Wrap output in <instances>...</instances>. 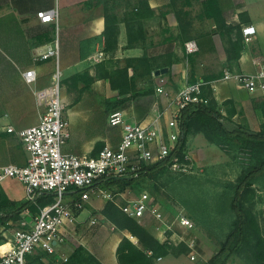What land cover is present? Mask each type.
Returning a JSON list of instances; mask_svg holds the SVG:
<instances>
[{"label":"rangeland","instance_id":"obj_1","mask_svg":"<svg viewBox=\"0 0 264 264\" xmlns=\"http://www.w3.org/2000/svg\"><path fill=\"white\" fill-rule=\"evenodd\" d=\"M92 1V4H88ZM130 1L132 3L135 2L134 0H109V7L112 8V12L122 22L125 21L126 13L131 11V7H128ZM151 2L156 8L153 9L151 7ZM163 2L167 4L163 5ZM202 2L203 0H149L150 7L155 11V15L149 18L151 19L150 22L146 23L145 20L147 19L143 21V34L145 38L143 41H140V44L146 41L147 38L151 42L149 48L151 53L147 51L146 53L153 59L152 63L154 66L166 63L170 59L172 61V56L170 57L169 52L164 51V46L160 45L166 35L165 24L163 25L160 20L167 18V14H173L176 17L175 9H177L181 18L185 21L187 20L189 24H192L194 21L201 24V19H207L204 16ZM96 4V0H86L80 3L79 7H73L66 12L73 16L85 17L86 15H83L82 12L92 11L91 13H93L95 9L102 8L105 17L104 6ZM59 12L61 22L62 13L60 10ZM61 25L63 26L62 22ZM197 30L199 32L202 31L199 28ZM171 32V29H169L168 36L170 43L176 38ZM65 37L70 44V51L68 52L71 54V56L65 59V62L63 57L61 59V69L63 72L62 95L67 103L68 130L71 136L64 146L65 151L67 147L68 150H77L74 151V154H80L79 147L81 144L95 140V138H98L95 148L98 143H104L105 146L116 144L120 138L122 127H113L109 124V116L115 111L124 110L127 114H131L139 108L141 115L147 111V103L153 101L154 104L147 113V119L139 120L141 122L152 120L162 111L164 107L163 100L158 98L156 89L161 85L162 79H165L166 88L170 89L168 80L164 77L165 75L159 77H156L155 73L149 75V67H144L137 62L133 64V68H136V70H133V68L129 69L131 93L126 97H131V101L127 102L123 108L109 110L111 107L108 103H113L116 99L123 98L119 96L118 91L112 90L109 80L99 82L98 80L100 79L96 78L97 66L105 60L106 55L100 56V53L103 52H96L91 58L86 59L85 68L81 73L72 77H66L63 71L65 65L80 59L77 56L79 52L78 38L82 36L81 34L71 32ZM93 42V40H90L89 44ZM170 43L169 45H171ZM140 44H137L136 47H140ZM126 59L137 58H124L119 64H116L113 60L112 64L124 67ZM83 60L85 59L83 58ZM160 70L162 69L158 71ZM222 73L223 69L218 75L220 76ZM151 83L155 86L154 95L144 96L150 90ZM247 101H250L252 106L248 108L242 105L237 110L238 115L233 118V122L251 132H260L264 127V99L254 95L252 99ZM233 104H222L218 107L226 115L234 106ZM182 155L189 157L191 160L188 164V171L173 170L171 167H168L167 171L156 178L146 179L144 182L137 184L135 188L126 190V192L122 193V196L118 195L116 203L124 207L128 200L138 199L142 194L148 193L153 203L164 214L166 223L173 225V229L180 239H172L171 236L174 233H168L163 230L159 234L156 229L160 230L159 228L162 224L151 216H146L139 222L150 232L152 230L157 234V239L168 240L176 248L184 246L187 249L180 256H168L171 262L167 260L164 264H207L219 252L222 242L231 230L234 216L229 208L228 197L231 195V190L228 187L237 182L244 167L252 157L249 151L239 150L230 152L227 148H220L208 142L203 134L190 136ZM17 188L15 192L16 196L24 194V188L21 184H18ZM108 189L113 193L114 190H118L119 188L115 186ZM254 189L256 197L252 202V208L264 228V179L256 183ZM107 202L103 199H93L90 203L86 204V208L90 210V213L87 215L85 211L82 218L87 217L84 218V222L76 225L68 236L67 248L70 249L69 254L78 246H84L87 250H93L94 247L96 249V245L102 243L103 247L107 245V249L108 247L111 249L118 235H122L111 222L101 216ZM100 209L102 210L100 211ZM179 215L188 217L193 222L195 229L186 231L175 225V219ZM34 218V215L27 211L22 214L21 220L11 223L7 228L0 224V235L3 237V240L0 239V245L10 241L17 231L30 229ZM92 218L97 219L98 224L90 227L89 222ZM129 236L132 237L131 235ZM192 240L196 241L193 249L190 246ZM6 248L7 246H3L1 250L3 251ZM158 260L156 263L159 262ZM227 264L246 263L240 257L234 256L229 259Z\"/></svg>","mask_w":264,"mask_h":264},{"label":"built area","instance_id":"obj_2","mask_svg":"<svg viewBox=\"0 0 264 264\" xmlns=\"http://www.w3.org/2000/svg\"><path fill=\"white\" fill-rule=\"evenodd\" d=\"M38 18L44 24L55 26V37L43 50L36 49L35 60L36 63L53 61L55 72L49 87L35 91L38 103L44 110L39 123L19 131L14 127L7 130L18 136L28 156L25 166L0 167V186L8 180H15L24 186L26 201L36 204L43 195H52L54 201L40 208L30 229L17 231L10 241L0 245V248L9 245L8 250H0V264H27V256L38 250L58 255L60 260L66 262L68 256L60 257L59 249L67 245L70 229L76 226L78 218L73 214V208L85 209L93 199L114 201L118 195L122 196L110 192L106 182L113 178L136 179L146 166L167 159L176 151L182 136L180 119L183 110L190 105L209 103L204 94V87L209 82L197 81L173 92L166 88L165 79H162L156 91L164 107L156 117L147 122H133L124 110L115 111L109 116V124L122 127L121 141L116 146L107 145L96 155L93 152L82 155L65 153L64 146L71 136L67 103L62 95L60 12L58 9L41 11ZM255 34V27H244L245 43H249ZM185 48L188 55L199 51L195 41L187 42ZM103 55L100 53V56ZM23 75L30 86L38 81L36 70H28ZM219 81L235 82L248 93L264 99V66L255 74L226 69ZM190 161L189 157L175 155L169 167L188 171ZM123 212L138 221L151 216L162 224L160 230L174 233L172 239H180L148 193L128 200ZM97 224V219H92L89 226ZM175 225L186 231L195 229L193 222L185 215H179ZM195 242L192 240L190 243L192 249Z\"/></svg>","mask_w":264,"mask_h":264},{"label":"crops","instance_id":"obj_3","mask_svg":"<svg viewBox=\"0 0 264 264\" xmlns=\"http://www.w3.org/2000/svg\"><path fill=\"white\" fill-rule=\"evenodd\" d=\"M84 1L86 0H0V167L26 165L28 154L25 147L16 134H10L7 130L9 127H14L19 131L39 123L44 110L38 103L35 91L49 87L55 72L53 61L36 63L35 60L36 49L43 50L46 45L40 43L43 33L52 29L53 32L55 31L54 25L41 22L38 18L39 12L51 9L61 11L63 24L62 26L60 22L61 59L63 57L64 62L68 56H71L68 52L70 51V44L65 36L71 32L82 36L81 39L78 38L79 52L77 56L80 59L65 65L63 71L66 77L81 73L85 68L86 59L91 58L96 52H103L106 55L102 63L106 64V69L109 71L117 69L116 64H119L124 58H141L146 51L151 53L149 51L151 42L148 38L140 44V47L127 48L128 37L124 22L120 24L117 45L115 48L108 49L104 35L106 23L102 8L95 9L93 13H91L92 11L82 12L83 15H86L85 17L67 14L66 11L73 7H79L80 3ZM165 4L167 3L163 2V5ZM151 7L156 8L152 2ZM220 8L227 25H240L242 27L244 50L241 52L240 59L232 63L233 70L243 74H255L264 66V0H220ZM171 15L167 14V18L160 20L166 27L165 39L160 45L164 46L163 50L172 56V65L167 68L168 73L164 76L168 80L169 90L177 92L186 85L197 81L208 82L211 77L217 76L222 69L224 73V69L229 67L227 49L230 39H236L235 31L231 35L226 34L225 31H220L217 28L214 20L201 19V24L196 21L191 24L189 35L192 38L185 42L181 39L178 20L173 14ZM150 21L151 19L145 20L146 23ZM248 26L255 27L256 34L249 43H245L243 28ZM198 28L202 31L199 32ZM169 29L176 37L171 43L168 36ZM90 40L94 42L89 44ZM189 41H195L198 44L199 51L197 53L191 55L186 53L185 44ZM113 60L116 64H112ZM31 69L37 71L38 81L30 86L26 83L23 74ZM209 83L207 86H210L213 91V98L218 106L226 101H232L237 110L242 105L248 108L252 106L251 102H246V100L252 99L254 95L240 88L237 83L219 80ZM153 104V101L148 102L147 111L141 115L139 108L131 114H127L128 119L133 122H141L139 120L147 119V113ZM121 137L122 130H120L118 142L113 146L121 141ZM97 141L98 138H95V140L82 143L79 147L80 154L76 155L92 153ZM74 151L77 150H68L67 147L66 151L64 150L65 153L69 154H74ZM18 184L21 183L8 180L0 186V189L12 201H25V189L24 194L15 195ZM85 211L87 215L90 213L87 208ZM85 211L78 217L76 225L84 222V218L87 217L82 218ZM101 216L104 218L102 214ZM74 228L70 229V234ZM156 231L161 234L162 230L156 229ZM151 232L157 237V234L152 230ZM120 234L123 236L118 235L111 249L109 247L107 249V245L103 247L102 243L96 245V249L95 247L93 250L89 249L90 252L102 264H119L117 249L123 237H129L134 244L138 245L137 239L123 232ZM67 247L64 245L59 249L60 257L69 254L70 249ZM167 260L171 262L168 257H165L158 260L159 262L156 264H164Z\"/></svg>","mask_w":264,"mask_h":264},{"label":"trees","instance_id":"obj_4","mask_svg":"<svg viewBox=\"0 0 264 264\" xmlns=\"http://www.w3.org/2000/svg\"><path fill=\"white\" fill-rule=\"evenodd\" d=\"M128 3L131 11L126 13L125 24L127 29L128 43L127 48H134L144 40L143 21L154 17L155 11L150 7L149 0H134ZM92 2L88 4H92ZM96 5H103L105 9L106 29L104 32L106 47L115 48L120 34L121 20L118 18L112 8L109 7V0H96ZM204 16L207 19L214 20L220 31H225L231 35L235 31L236 39H230L228 54V69L234 71L232 63L238 61L241 52L244 50L242 38V27L240 25H227L223 18V12L220 8V0H204L202 2ZM176 10V17L179 21L182 36L185 42L190 40L189 35L191 24L181 18ZM47 11V10H46ZM55 30V26L53 27ZM55 32V31H54ZM53 29L41 36V44H48L53 41ZM54 35V36H53ZM107 49V48H106ZM171 57V55H169ZM152 58L145 52L144 56L137 59H126L124 67H118L115 70L108 71L106 64L101 63L97 66V79L109 80L112 90L118 91L123 99H116L113 103H108L111 108L118 110L123 108L127 102L131 101L130 95V75L129 69L133 68L134 63L149 67V75L156 73L159 69H167L172 65L171 59L166 63L154 66ZM136 70V68H133ZM223 73L219 76L211 77L210 81L221 79ZM208 81V82H210ZM155 86L151 83L150 90L146 93L154 95ZM204 94L209 99L207 105H190L182 112L180 127L182 136L177 144V149L167 159L161 160L155 164L146 166L140 177L136 179L113 178L106 182L108 188L118 187L114 194H122L126 190L135 188L139 183L146 179H153L167 171L170 160L173 156H183V151L187 146L190 136L203 134L206 140L220 148H227L230 152L249 151L251 159L244 167L243 172L235 184L229 185L231 195L229 198V208L234 219L231 230L221 244L219 252L207 264H227L229 259L234 256L240 257L246 264H264V228L256 217L252 202L256 197L254 185L264 179V127L260 132H251L244 127L233 122V118L238 115L235 106L228 111L226 115L219 109L216 100L213 98V91L210 86L204 87ZM233 104L232 101H226L223 105ZM234 105V104H233ZM264 115V110H263ZM104 143H98L93 151L96 155L103 147ZM52 195H43L36 204L29 201H12L3 190L0 189V224L8 227L11 223L21 220L24 212L29 211L34 217L43 208L53 203ZM85 209L73 208L75 217H79ZM102 214L111 222L115 229L120 232H126L138 240V245L134 244L127 236L123 237L117 249V258L119 264H156V261L170 255L180 256L187 250L181 246L176 248L168 240L159 241L145 226L138 220L131 218L123 212V205L114 201H108ZM0 239L3 237L0 235ZM67 261L59 259L58 255H49L38 250L27 256V264H102L89 250L84 246H78L67 255Z\"/></svg>","mask_w":264,"mask_h":264},{"label":"water","instance_id":"obj_5","mask_svg":"<svg viewBox=\"0 0 264 264\" xmlns=\"http://www.w3.org/2000/svg\"><path fill=\"white\" fill-rule=\"evenodd\" d=\"M167 73H168V69H162V70H160V71H157V72L155 73V76H156V77H159V76L165 75V74H167Z\"/></svg>","mask_w":264,"mask_h":264},{"label":"bare ground","instance_id":"obj_6","mask_svg":"<svg viewBox=\"0 0 264 264\" xmlns=\"http://www.w3.org/2000/svg\"><path fill=\"white\" fill-rule=\"evenodd\" d=\"M3 246H7V248H6V249H4L3 251H6V250H8V249H9V245H2V247H3ZM2 247H1V248H2ZM1 248H0V250H1Z\"/></svg>","mask_w":264,"mask_h":264}]
</instances>
